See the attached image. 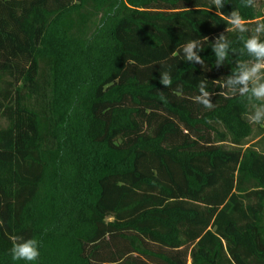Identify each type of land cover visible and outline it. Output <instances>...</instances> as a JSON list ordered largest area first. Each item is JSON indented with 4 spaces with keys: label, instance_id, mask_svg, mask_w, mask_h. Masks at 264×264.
<instances>
[{
    "label": "trees",
    "instance_id": "16d2710c",
    "mask_svg": "<svg viewBox=\"0 0 264 264\" xmlns=\"http://www.w3.org/2000/svg\"><path fill=\"white\" fill-rule=\"evenodd\" d=\"M259 1L0 0V264H25L16 236L39 264H264V127L225 84L247 56L221 16L247 37Z\"/></svg>",
    "mask_w": 264,
    "mask_h": 264
},
{
    "label": "clouds",
    "instance_id": "9594fccd",
    "mask_svg": "<svg viewBox=\"0 0 264 264\" xmlns=\"http://www.w3.org/2000/svg\"><path fill=\"white\" fill-rule=\"evenodd\" d=\"M211 2L217 10H221L229 3V0H211ZM256 6L257 0H240V7L244 9H255ZM221 16L227 22L229 30H234L238 34L237 39L231 42L234 45H242L239 49L241 56H247V59L236 63V68L232 71V75L226 78L225 84L231 94H238L250 106L251 111L246 114L249 122L264 127V20L258 19L251 34L245 37L239 35L249 31L240 8H235L228 14L221 12ZM226 41L228 38L224 33L219 35L214 45L209 41L216 57V66L228 58ZM198 46H200L198 50L203 51L200 39L189 40L183 45L182 52L186 54L183 57L185 61L195 60L197 63H202V58L193 52V49ZM232 50L234 52L235 47ZM160 83L165 87L172 83L168 71L160 73ZM199 92L200 95L196 97V100L206 108H211L210 93L206 90L204 80L199 82ZM13 239V246L10 249L13 261L39 264L41 243L38 239L23 236H16Z\"/></svg>",
    "mask_w": 264,
    "mask_h": 264
},
{
    "label": "rangeland",
    "instance_id": "374dc122",
    "mask_svg": "<svg viewBox=\"0 0 264 264\" xmlns=\"http://www.w3.org/2000/svg\"><path fill=\"white\" fill-rule=\"evenodd\" d=\"M256 11L257 12H260L261 11L260 1L259 0H257ZM5 123H6L5 120L3 118H0V127L5 126ZM252 131H253L252 132V135L249 138V140H252L251 142H253V141H255L257 139L256 138V135L258 133V126L256 124H253V130Z\"/></svg>",
    "mask_w": 264,
    "mask_h": 264
}]
</instances>
